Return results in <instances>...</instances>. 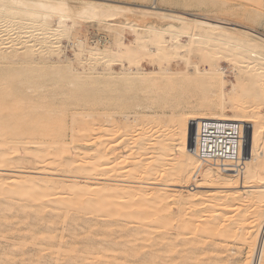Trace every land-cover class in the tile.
<instances>
[{
  "label": "bare ground",
  "instance_id": "6f19581e",
  "mask_svg": "<svg viewBox=\"0 0 264 264\" xmlns=\"http://www.w3.org/2000/svg\"><path fill=\"white\" fill-rule=\"evenodd\" d=\"M251 1L254 8L244 17L264 23V0ZM119 2L0 0L1 69L12 67L13 76L30 73L24 75L27 80L47 69L35 57L28 63L4 61L9 49L21 56L60 51L80 66L79 72L70 63L57 67L48 74L50 81L29 82L22 91L0 88V238L5 240H0V264H264V113L259 109L264 104V34L220 17L214 18L224 22ZM82 26L104 32L105 40L92 41L89 33L80 38L75 28ZM191 57L203 65L199 69L195 63L194 77L165 67L176 58L187 67ZM222 58L237 79L230 82V98L224 71L214 68ZM144 61L153 70H142ZM97 64L106 69L93 74ZM175 76L202 92L198 109L182 116L180 126L151 113L125 112L133 93L154 92L151 98L164 100L159 91L170 88ZM250 99L255 104L248 112ZM79 120L89 130L80 131L79 125L77 132L84 134L78 137L73 126ZM201 121L248 124L243 143L250 158L242 169L195 156L190 139ZM93 123L100 137L89 144ZM140 151L157 155L145 162ZM25 159L36 167L24 168ZM58 164L72 173L68 193L44 177ZM158 166L169 172L162 186L170 189L155 188ZM191 169L203 177L189 174ZM180 173L199 179L198 193L190 188L180 198ZM206 175L212 180H204ZM77 219L83 221L79 231L83 227L104 239L76 241ZM60 222L66 225L61 231ZM112 226L117 229L111 231ZM70 227L68 242L63 232ZM14 230L33 235L16 234L18 242L8 241ZM37 236L39 248L24 249L23 243L36 242ZM43 253L50 259L37 263L34 258Z\"/></svg>",
  "mask_w": 264,
  "mask_h": 264
},
{
  "label": "rangeland",
  "instance_id": "374dc122",
  "mask_svg": "<svg viewBox=\"0 0 264 264\" xmlns=\"http://www.w3.org/2000/svg\"><path fill=\"white\" fill-rule=\"evenodd\" d=\"M116 1H118V2L121 1L119 3L120 4L123 3L122 5H125V3L128 5L134 4V5H141V6H145V7L147 6L151 9L160 7L162 9L160 11H162L166 14L167 13L179 14V12L181 14V12H183L184 14L185 13L191 14V16H193V15L194 16H197V15L198 16H202V15L212 16V17H210L211 19H214L217 21H222V22H224L223 20H230V21L233 20V21H237L240 24L246 23L247 25H250V26L252 25L251 27L254 26L253 27L254 29H256L260 33L264 34V23L253 24V23L247 21L246 18L244 17L243 13L246 14L254 8V4H252L251 0H158L156 2V4H154V0L153 1L152 0H116ZM211 2H215V4H214L215 6H212ZM214 17H220V18H224V19L221 20V19H216ZM75 31L77 32V34L79 35L80 38H83V35L89 33L88 37L91 38L92 41H93V39L96 41L98 40L99 42L105 40L104 32L102 33V32L96 31L95 28H84V26H82V27H76ZM125 35H126L125 36L126 40H129V39L131 40V38H132L131 35H129V34L127 35V33H125ZM95 36L96 37L98 36V39L97 38L95 39ZM103 36H104V38H103ZM181 41L184 42L185 41L184 38H182ZM66 44H67L66 40H63V45L65 46ZM56 52L57 51L54 50L52 53H38L35 56L34 55H27V56L22 55L21 56V55H18L16 52H14L13 49L6 50L5 56H4V61H9L12 58V59L21 60L23 63H28L31 60H33V58L35 57L38 59L39 63L44 64V66H46L47 69L38 71V73H40L41 76L36 77L33 80H27V79H24L25 78L24 75H30V73L23 72L22 75L19 74V75L13 76V74H12L13 72L10 70L12 67L5 68V69L0 68V88L1 87H4V88L11 87V88H17L18 91H22V90H25L29 86V84H28L29 82H39L40 85H42L45 82L50 81L51 77L48 75L49 73L55 71L57 67L66 66L65 64H69V63L71 64V68L73 70L78 71V72L80 71V66H79V63H77V61H75V60L72 61L71 57H69L68 55H66V57H67L66 58L65 55L63 53H61L60 51H58L57 53ZM181 54H183V53H181ZM57 57H59L60 61H57ZM221 60L219 61L218 65H216L214 68L216 70H219V68H220L221 70L224 71V73H225L224 74V76H225L224 86H225V91L228 93L229 92L228 90L230 89V82L236 83L237 79L232 76V72H231L232 68L227 63V61H225V59H223V58ZM195 63H199L198 60L195 57H191L190 60L188 61V66L186 67L179 58H176L172 64L165 65V67L173 73H175V72L177 74L178 73L179 74L185 73V74L190 75L191 77H194L193 76V74H194L193 70H194ZM141 66H142L141 69L144 71L149 72V71L153 70V67L147 61L142 62ZM198 67H199V69H203V65L200 63L198 64ZM132 68L136 69L135 66H133ZM94 69H95V71H93V74H98V73H101L103 70H105L106 66L103 64H100V65L97 64L94 67ZM155 69H157V68H155ZM114 70H115V72H120V71H122V67L114 66ZM30 72H32V71H30ZM241 74H243V76L241 75L243 77L241 79V82L243 83L247 80L246 79L247 77L245 78V75L243 72ZM159 93H161V97L163 94V96L165 97L164 100H163V97H162V100H154L153 98H151V96L155 94L154 92L152 94L148 93V94L144 95L143 97L138 93H133L131 96L134 97V100L132 101V104H130L128 107H125V112L129 113L128 115H130V113H139V114L151 113L157 117H162L161 119L165 123L174 122L177 126H180L182 123V119H183L182 116L192 112L195 109H198L197 107H198V104L201 102V95H202V92L199 90L198 87H196L192 83L188 84L187 82H184L178 76H175L172 79L171 84H170V88H168V86H162V89H161V91H159ZM229 93H230L229 95L227 94L228 98H230L229 96H231V97L233 96V94L231 92H229ZM254 104L255 103L253 102V99L247 100L246 107H248V108L246 110L248 112H251L252 109L254 108ZM259 109H260V112L263 114L264 113V104L261 105L259 107ZM233 112L237 113L235 110ZM129 120H131V118H129ZM81 123H82V120H79V123L77 121V123H75V125L73 126V129L76 130V131L73 130L75 132L76 136H78V135L81 136V134L83 132L82 133H78V132H80L82 130L83 131L89 130L85 125H84L85 127L83 126L84 122L82 124ZM76 124H78V125H76ZM79 125L80 126L82 125L81 128ZM77 126H79V127L76 128ZM82 127L84 129H82ZM92 127H94V129L92 128L91 133H89V137H88L89 138V144L91 143L90 142L91 139L94 140V141L91 140L94 143L95 141H97L99 139L98 137H100V135H99L100 133L97 134V132H95V131H97L95 128L96 123H93ZM77 130H78V132H77ZM93 130H94V133H92ZM131 133H133V132H131ZM130 135L131 134H129V137H130ZM132 135H134V136H132ZM132 135H131V138H138V136H136V135H138V132L133 133ZM96 137H97V139H96ZM181 138H182V136L179 135L178 139L181 140ZM150 143H153V141H151ZM137 151L139 152V150H137ZM140 152H141V154H143L141 156V159L143 158V160L145 162L152 161L154 155H157V154H155L156 151L154 153L152 151L151 152L147 151L149 154L147 152H145L146 154H144L142 151H140ZM134 153H136V152H134ZM139 154L140 153L136 154L135 156H138ZM13 164L16 165V163H13ZM59 164H58V166L54 167V169H53L54 173H52L53 171L49 172L52 175L54 174V176H52L51 174L48 176L47 175H45V176L43 175V176L47 177V179L50 180V183H52L54 185V187L68 193V186L71 185V180L73 179V176H72V173L67 168H65V167L63 168ZM23 166H24V168L29 170V169L36 167V164L31 162L29 159H25L23 161ZM159 166L156 167L155 174L153 175L154 180L158 185L155 188H157V187L160 188L158 190H163V189H165V187L170 189V187L167 185L162 186V184H163L162 178H164L165 176H168L169 172L167 174L165 166H163V167L162 166L159 167ZM196 169L195 170L191 169L192 171H190L191 173H189V174H193V175L198 176V177H203V175L200 176V173ZM214 173H216V172H213V173L211 172V174H213L215 176L212 177L210 175H208V176L206 175L207 177L206 178L204 177V180H207L208 177H210L209 178L210 180H212L211 177L213 179H215L217 174H214ZM207 174H209V173H207ZM189 177L190 176L188 175V178H187V175H184L182 173L177 175L178 183H177L176 187H177V189L179 188L178 194H180L179 195L180 198H183L185 196L187 190H190V188H192L193 190L195 189L194 191H196L197 193L200 189V187L198 188V186H199L198 182H200L199 179L197 182L196 179L192 180ZM55 178L56 179L59 178V179L56 180ZM192 181H194V182H192ZM61 182H63L65 185ZM193 187H197V190H196V188H193ZM192 189H191V191H193ZM175 213H176V215L179 216L177 210H175ZM16 214H18V213H16ZM75 221H76V223L73 221L75 223V224L74 223L73 224H74V227L75 226L77 227V228L75 227V229L77 230L80 227V226L78 227L77 225L83 224V221L81 219H79V221H78V219ZM93 221L97 222V219L94 218ZM93 221H92V223H94ZM60 224H61V222L59 223L58 227L56 226L58 229L60 228L59 231H61L62 228L64 229V227H62L63 223L61 225ZM94 224H96V223H94ZM63 225H65V224H63ZM65 227H66V225H65ZM82 229H83V227L80 228V231H79V229L77 230L80 236L75 237V240L78 241L79 243L86 240L87 238H92V239H94L95 242L98 240L104 239V237L101 235H98V234L95 235V233L88 234L84 229H83L84 231ZM116 229H117L116 226H112L110 228L111 231H115ZM63 233L66 236L65 240L66 241L68 240V242H69L71 239V236L73 234L72 227H70L69 231H67V232L64 231ZM9 234H11V235L8 237H11V238H9L8 241L12 240L14 242H18L17 237H16L17 235L21 234V235H27V237H30L33 235V232L21 231L19 233H16L14 230L12 233H9ZM39 239H40V237H38L36 242L28 241L26 243H23L24 249H26V248L38 249L39 244L42 242ZM0 240H1V238H0ZM1 242H5V240H1ZM34 244H37L38 246L37 245L34 246ZM44 254L45 253H43L40 257L34 258V260L37 261V263L42 262L44 260H49L50 258L43 256ZM138 257H139V254L136 257H134V259H132L131 261H136ZM63 263H64V260L59 261V264H63Z\"/></svg>",
  "mask_w": 264,
  "mask_h": 264
},
{
  "label": "built area",
  "instance_id": "2783aa9c",
  "mask_svg": "<svg viewBox=\"0 0 264 264\" xmlns=\"http://www.w3.org/2000/svg\"><path fill=\"white\" fill-rule=\"evenodd\" d=\"M248 130V124L201 121L190 139L192 152L202 162L217 161L222 168L242 169L250 158L243 143L244 131Z\"/></svg>",
  "mask_w": 264,
  "mask_h": 264
}]
</instances>
